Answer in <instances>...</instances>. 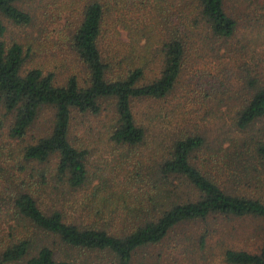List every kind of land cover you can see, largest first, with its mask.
<instances>
[{
  "label": "trees",
  "instance_id": "1",
  "mask_svg": "<svg viewBox=\"0 0 264 264\" xmlns=\"http://www.w3.org/2000/svg\"><path fill=\"white\" fill-rule=\"evenodd\" d=\"M26 1L0 0V122L10 140L24 143L16 155L37 180L35 190L28 186L10 197L17 222L46 240L14 237L0 247V264H78L71 256L58 260L51 239L131 264L138 250L161 244L185 223L224 216L264 224V128L258 127L264 120V0H74L82 11L69 47L83 75L63 82L39 64L26 67L31 47L3 40L5 21L31 24L19 6ZM117 6L122 9L108 25ZM198 60L224 61L230 74L228 84L221 83L225 98L215 122L222 124L215 135L197 126L163 130L151 112L134 113L136 102L169 98ZM47 109L48 126L25 142ZM104 112L107 144L132 150L150 137L151 154L147 165L120 163L93 184L92 148L77 143L71 130L77 118ZM203 150L209 155L199 161ZM91 185L82 205L86 213L107 215L102 223L75 220L59 201L69 194L72 209L75 193ZM46 190L52 205L41 200ZM205 239L202 234L200 243ZM223 261L264 264V233L257 252L226 249Z\"/></svg>",
  "mask_w": 264,
  "mask_h": 264
},
{
  "label": "rangeland",
  "instance_id": "2",
  "mask_svg": "<svg viewBox=\"0 0 264 264\" xmlns=\"http://www.w3.org/2000/svg\"><path fill=\"white\" fill-rule=\"evenodd\" d=\"M19 6L32 16V22L28 26L17 27L5 21L7 30L3 40L7 44L15 41L24 48L31 47L33 56L27 60L26 67L31 68L39 64L44 70H52L56 74V80L60 82L72 73L81 77L83 72L69 47V38L80 21L82 2L28 0ZM108 6H112L111 1ZM121 9L120 6L112 8L107 19L108 25L114 23ZM223 62L198 60L183 72L176 91L169 98L154 103L136 102L133 104L134 113L151 112L163 130L197 126L207 133L211 132L210 136L215 135L214 130L222 124L215 122L217 116L215 109L219 100L225 98L222 92L230 76L223 69ZM221 83H225V86ZM51 116V110H44L25 142L30 141L32 136L40 135L48 126ZM107 121L108 116L104 112L99 118L92 116L77 118L72 125L71 133L77 143L83 141L85 146L92 148L88 159V171L93 184L97 183L99 178H106L112 169L119 167L120 163L125 162L127 167L133 162L147 165L151 154L149 144L152 138L150 137L147 144L132 150L107 144L101 133ZM258 127L264 128V120ZM6 129L0 122V247L14 237L20 238L26 235H30L38 243V240L45 239V235L33 230L26 223L23 226V223L17 222L10 200L11 196L18 191L26 190L28 186L35 190L36 176L32 177L35 175L31 170L32 166L23 164L21 158L16 155V148L24 143L10 140ZM90 130H93L91 134L94 135L86 136ZM208 155L209 152L203 150L198 154L199 161L207 158ZM23 165L26 171L22 172L20 167H24ZM35 167L39 168V166ZM125 172L126 170L122 171V174L125 175ZM136 190L137 187L134 191ZM91 192L92 185L78 190L74 196L76 202H72V209H70L71 202L68 201L69 194L60 196L59 201L66 204L65 211L77 221L89 224L107 221L109 219L107 215H97L91 210L90 213H86L82 204L90 198ZM40 194H42L41 200L45 203L49 205L55 203L54 196H50L47 190ZM263 233L264 224L260 220L250 217L212 216L205 222L185 223L161 244L138 250L131 264H226L223 261L226 249L257 252ZM202 234H206L203 244L200 243ZM47 244L54 250L58 260L71 256L78 264L83 260L85 264H117L106 253L71 250L61 245L57 239H51Z\"/></svg>",
  "mask_w": 264,
  "mask_h": 264
}]
</instances>
